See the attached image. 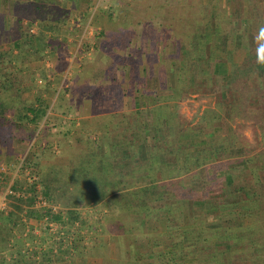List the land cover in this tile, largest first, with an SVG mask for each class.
Here are the masks:
<instances>
[{"label":"rangeland","instance_id":"rangeland-1","mask_svg":"<svg viewBox=\"0 0 264 264\" xmlns=\"http://www.w3.org/2000/svg\"><path fill=\"white\" fill-rule=\"evenodd\" d=\"M179 1L48 0L46 2V8L49 10L48 15H52L59 8L63 11L66 23L60 24L56 33H53L44 28L47 13H43L40 17L37 16L38 19L35 18L36 15L31 17V13L29 18L23 19L22 26L24 28L18 33L16 11H20V9L14 8L12 0H0V18H3L5 22L3 23L4 29L13 28L12 36L0 35V53L10 54L12 60L10 63L4 61L8 65V69H6L17 72V75L19 73L26 74L21 84L24 87L28 86L29 81L26 80L30 74H33L34 84L31 86L33 97H30L27 92L24 97L30 98L31 101L37 97L48 105L46 116L39 120L35 127L25 123L21 128H18L16 120L12 125L7 123L0 127V224L7 228L4 232L10 234L9 227H7L8 222L17 220L18 227L13 240L18 239L17 248L22 251L19 255H24L25 260L31 259L35 255L39 258L42 253H45L48 258L51 257L49 264H134L133 249L147 248L149 245L146 235L150 233L152 235L153 232H149L145 219L127 212L126 216L121 219L124 220L118 222L119 205L114 209L117 212L113 210L112 212L110 208L105 207L103 200L89 199V194L85 193V189L75 193L72 186L69 190H73L74 193H70L67 198L68 195H62L57 190L55 191V186H62L67 172L71 171L75 164H79V155L89 151V148L90 150L95 149L96 146V143H92V137H88V133H93L90 128L87 132H79L81 130L78 128H84L74 126L75 121L79 118L77 116L79 113L77 114L75 111L81 103L79 96L85 95V93L92 94V103L94 102L96 105L92 106V111L97 114L115 111L114 102L119 105L118 90L115 87H97L95 90L97 89L99 94L95 96L96 91L91 93L94 89L88 85L91 73L94 71V64L97 62L104 74V79L102 78L100 81L110 80L112 74L123 77V74L120 73L122 68L125 72L129 70V78H140L141 67L144 64L147 79L151 77L154 66L160 67L159 75H162L164 65L162 67L157 65L158 57L160 56V59L168 52L169 59L172 58L171 54H175L178 58L182 53L177 52L172 37L163 41L162 48L158 46L159 44L154 41V38H151V35L157 32V26L161 21L155 19L149 23L148 13H151L153 18L154 16L158 18L161 14L156 10L159 9L160 2L174 8ZM259 1H262L260 7L264 14V0ZM180 4H186L187 7L193 5L194 10L197 9L198 13L195 17L197 23L200 24L199 28L205 26L206 19L212 22L211 19L217 13L220 14L224 8H228L233 15L225 17V23L221 24L228 25L229 29H233V25L237 24L238 19L243 20L244 15L257 14L259 7L258 0H190V2L182 1ZM152 5L155 7L151 10L150 6ZM31 8L34 9L32 6ZM31 21L33 24L29 28V34L36 37L28 40L31 46L29 49L25 45L21 47L22 51L29 50V54L22 53L20 55L11 42L14 40V35L16 39L24 40L25 36L27 39L29 38V34H25V31H28L27 27ZM38 32L41 33L38 34ZM55 36L58 41L46 47L45 44ZM142 60H144V64ZM132 61H136V63ZM245 64L247 65V62ZM252 67L254 66H250L249 63L248 73ZM181 68L178 69L180 74L177 78H180L182 82L184 79L189 80L190 71L187 63H181ZM103 69L105 70L103 71ZM175 75L176 72L174 75L173 72L169 73L168 79L171 83L175 82ZM210 77L211 75L207 74L204 84H207ZM166 78L167 76L162 77V80H166ZM237 86L240 85L237 84ZM192 89L189 81H186V84L183 82L178 85L181 96H184L178 114L185 122H190L187 120H190L191 117H199L201 107L205 105L201 101L206 96L212 97L211 103L214 104V107L216 102L222 106L226 104V99L225 96L221 97L218 92L227 90L230 96L229 102L232 103L228 84L214 90L211 88L210 90L213 91H209L210 93H207L208 90L204 94L199 93L200 95L194 99L191 97L196 94L191 93ZM107 90H109V94H104V91ZM89 96L86 95L87 98ZM190 99L194 101H190ZM107 101L110 102L109 106ZM225 106L226 111L230 112L231 104ZM243 108L245 107H242L241 111L243 124L236 126L237 133L241 134L240 137L243 140V157L260 156L264 158V120L259 118V115H247L243 112ZM234 112L235 110H233ZM10 117L11 114H8L7 118L10 119ZM100 121L99 125L101 126L102 120H98V123ZM94 126L97 127V124ZM108 130L117 141L120 131L112 130V128ZM26 160L33 163L38 161L41 173L49 172L53 167L58 169L56 178L59 182L58 184L53 182L55 186L51 187L50 199L45 198L41 191H38L35 197L30 192H24V189L33 182H36L37 190L40 188L37 183L38 175L33 176L32 168L21 169L22 163ZM91 171L93 172V170ZM93 173L91 182H94L93 178L97 175H95V171ZM123 177L131 178L129 175ZM15 183H17V188H21L16 194L12 192L11 188ZM88 193L90 192L88 191ZM257 196L264 202V177L257 188ZM30 197L34 198V202L29 207L27 202ZM237 206L242 207L243 205ZM46 210L61 215L64 223L57 221L48 223L46 218L40 220L34 216H41ZM69 210H74L78 219L70 221ZM242 212L245 213V210ZM31 214L33 217L30 216ZM256 214H258L255 222L256 228L262 231H257V233L260 239L264 240V206ZM187 220V218L183 219L185 223ZM253 221L254 218L244 219V224L248 225ZM21 224L25 225L24 231L21 229ZM262 250L264 247L256 248L258 254H255V257L257 256L258 260L264 258ZM14 251L15 249L11 250V252ZM194 262L195 259L189 261V263Z\"/></svg>","mask_w":264,"mask_h":264},{"label":"trees","instance_id":"trees-1","mask_svg":"<svg viewBox=\"0 0 264 264\" xmlns=\"http://www.w3.org/2000/svg\"><path fill=\"white\" fill-rule=\"evenodd\" d=\"M12 1L14 8L20 9V11H16L18 33L24 28L22 26L23 19L29 18L31 13V17L36 15V19L43 13H47V18L44 20V28L53 33H56L60 24L64 25L66 23L63 11L59 8L52 15H48L49 10L46 8L48 0ZM182 1L190 2V0H180L174 8L160 2L162 6L160 5L159 9L156 10L161 14H159L158 18H155L156 16L154 15L153 18L151 13H148L147 20H149V23L155 19H160L161 21L157 26V32L153 33L151 38H154V41L162 48L164 45L163 41L172 37L173 45L177 52L180 51L183 54L182 56H184L183 62L194 59L196 62L207 65L216 56H224L216 52L218 51L217 35L221 33V26L227 27V31L232 33L234 29H229L228 25H222L221 23H225L224 18L227 16L232 17L233 13L228 8H224L220 14L217 13L211 19L212 22L206 19V22H204L205 26L203 24L204 28H199L200 24L197 23L195 17L198 13L197 9L194 10L193 5L187 7L186 4H180ZM153 7L155 5L150 6V9L152 10ZM191 16L192 18L190 19ZM150 17L151 19H149ZM3 23H5L3 18H0V35L12 36L13 28L4 29ZM32 24L33 21L27 27L28 31H25V34H29V28ZM40 33L38 32V34ZM35 37L29 34L28 39L25 36V39L21 40L16 39L14 35V40L11 43L18 51L17 53L20 55L25 53L27 55L29 50L22 51L21 47L25 45L29 49L31 46L28 40L30 41ZM50 40L49 43L45 44L46 47L56 43L58 38L55 36ZM127 42L129 41L127 40ZM257 46L253 45L255 50ZM207 51H209L208 54ZM171 56L175 57L176 55L171 54ZM227 56H229L228 53ZM10 57V54L0 53V127L7 123L12 125L15 120L18 128H21L25 123L32 124L35 127L37 122L46 116L48 105L37 97L32 101L30 98L24 97L25 92L30 97H33L31 86L34 84V76L30 74L27 78L26 81H29L27 87L21 86L26 74L19 73L17 75V72L7 70L8 65L4 61L6 63L12 62ZM229 62L232 64L233 61L230 59ZM248 69L243 66L241 71H239V68L232 67L230 69V78L226 79V84L229 85L232 96L237 93L240 97L241 105L245 107L243 111L252 104L250 100L256 102L258 100V104L261 105L258 106V117L263 120L264 91L261 86L259 87L258 82L257 86H250L249 73L251 71L248 73ZM263 73L264 67L258 65V77H261ZM237 84L240 86H237ZM113 105L117 108L118 103L114 102ZM8 114H11L10 119L7 118ZM116 118V115L102 118L104 129L101 135L102 139L107 140L108 129H118L119 124L116 122ZM109 140L112 142L108 144L95 142L94 140V144L98 143L96 150L79 155V164H75L71 171L67 172L65 181L62 186L58 187L53 183L56 182L58 184L59 182L56 178V172H59L58 169L53 167L49 172L41 173L39 172L40 163L38 161L34 163L30 160L24 161L21 169L32 168L33 176L36 177L38 175L37 183L40 185L39 190H37V184L33 182L24 189V192H30L35 197L38 191H41L45 198L50 199L51 187L55 186V191L57 190L62 195H68V198L70 193H74L73 190H69L73 186L72 189H75V193L85 189V193L89 194V199L103 200L105 207L110 208V211L117 212L114 209L115 206L119 205L118 222L124 220L121 219L126 216L127 212L130 215L145 219L150 225L149 227H151L149 232H153L155 235H150L151 233L146 235L149 240L147 248L137 247L133 249L134 264H264V258H259L258 260L257 256L255 257V254H258L256 248L264 247V240L260 239L257 233V231H262L256 228L255 224L256 218H258L256 213L264 206V202L258 199L257 196V188L261 184L258 181L259 178L253 177L255 186L250 191L244 190L243 186L233 185L231 181H228L229 183L226 185L218 181H211L205 187L201 186L198 189H192L189 186L181 187L178 181L165 182L162 180V182L158 183L152 177H149L150 181L144 187L136 188L129 183L127 185L129 188H126L125 184L122 183L123 180H120L124 174H131L133 172L132 169L144 166L143 161L145 159L157 156L152 155L151 152L149 153L151 157L145 156L148 152L145 149L140 151L143 147L134 145L132 139L129 140L128 144H126L127 141L125 142L124 138L114 142L112 137L109 136ZM130 145L134 147L132 151L126 148V146L129 147ZM212 156L217 159L218 154ZM152 167L153 165L151 164L149 169ZM91 170L96 172L95 175L97 174L93 178L94 182H91L94 174ZM11 188L14 194L21 190V188H17V183ZM123 192L126 193L125 196L122 194ZM96 193L99 194H97V197ZM33 200V197L28 198L27 206L30 207L34 202ZM180 202L187 203L188 206L192 207L193 216L186 223L181 216ZM239 204H244L240 209L245 210V213L239 210V213L230 212L228 214L232 216L231 218L237 219V224L227 222L224 225L218 221L217 215L220 208L234 207ZM73 211L69 210L68 212L70 221L78 219L76 212ZM30 216L33 217V214ZM34 216L40 220L46 218L48 223L51 221L64 223L61 215L53 214L51 210H46L41 216ZM249 218H254V221L248 225L244 224V219L247 220ZM160 225H165L163 231H159ZM262 252L264 253V250ZM192 259H195V262L189 263Z\"/></svg>","mask_w":264,"mask_h":264},{"label":"crops","instance_id":"crops-1","mask_svg":"<svg viewBox=\"0 0 264 264\" xmlns=\"http://www.w3.org/2000/svg\"><path fill=\"white\" fill-rule=\"evenodd\" d=\"M258 2L257 14L244 15L243 20L241 18L238 19L237 24L233 25L234 30L232 33L227 31V27L221 26V33L217 35L218 51L216 52L224 56H216L207 65L196 62L194 59L186 61L190 77L189 80H183V82L186 84V81H189L190 86L193 88L191 93L196 95L191 98L198 97L199 93L204 94L206 90H208L207 93H210L215 88L225 87L227 85L226 79L230 78V69L235 67L241 71L246 62V69L249 63L250 66H254L249 70L251 71L249 73L250 86L254 87L258 82L259 87L261 86L264 91V73L261 77H258V64L256 63L255 48L253 47V45H258L255 40L258 34V27L264 25V14L260 7L262 1L258 0ZM167 53L163 55L164 57L159 59V56L157 59V65L161 67L164 65L162 75H159L160 67L154 66L151 77H148V79L146 77L147 71L144 70V60H142L144 65L141 67L140 78H129V70L125 72L124 68H122L120 73L123 74V77L112 74L108 81H100L102 78L104 79V74L96 62L88 85L94 89L91 93L96 91L95 96H97L99 92L95 88L115 87L118 90L119 105L115 111L111 110L112 112L93 113L92 106L95 104L91 100L92 94H81L79 96L81 103L75 109L76 113H79L78 115L76 114L79 118L75 121L74 126L84 128H78V130H81L79 132H87V130L91 129L93 133H88V137H92L93 142L95 140V142L108 144L112 142L109 140L111 134L108 131L109 135L106 137L108 141L102 139L101 135L104 129L103 125H99L101 121L98 123V120L116 115V122L119 124L117 130L120 131L117 141L124 138L125 142L127 141L126 144H128L129 140L132 139L134 145L143 147L140 151L145 149L148 152L145 156L151 157L150 152L152 155L157 156L145 159L143 161L144 166L132 169L133 172L129 174V176L131 175L130 179L128 177L122 178V183L125 184L126 188H129L127 186L129 183L136 188L144 187L150 181L149 177H152L158 183L162 182V180L165 182L178 181L181 187L189 186L192 189H198L201 186L205 187L211 181H218L223 185L231 181L233 185L243 186L246 191L252 190L255 186L253 177L259 178V182H262L264 177V158L260 156L255 158L251 156L243 157V140L236 129L237 125L243 124L240 97L237 93H234L231 99L232 103H230V96L227 90L218 92L221 97L225 96L228 106L231 104V107H229L231 111L229 112L226 111V104L220 106L219 102H216L214 107V104L211 103L212 97L206 96V98H202L201 102L205 103V105H202L199 117H191L189 118L190 120H187L190 122H185L178 114L184 96L182 97L178 90V85L183 82L180 78H177V76L179 77V70L182 69L181 63H183L184 56L180 54L178 58L175 56L169 59ZM208 53L209 51H207ZM227 53L229 56H227ZM229 57L233 61L232 64L229 62ZM132 62L136 63V61ZM171 72H173V75L176 72L174 83H171L170 79H168ZM207 74L211 75V77L207 80V84H204ZM165 76H167L166 80H162V77ZM211 88L213 90H210ZM108 91H104V94H109ZM87 94L90 95L88 98L86 97ZM190 101L194 100L190 99ZM250 101L252 104L247 106L248 108L243 112L247 113V115L258 116V106H261L258 105L259 101ZM233 110L239 114L236 115ZM262 117L264 118V116ZM214 122L216 123L214 124ZM95 124H97V127L94 126ZM111 137L114 142H117L115 141V136ZM126 148L130 151L134 149L131 145L129 147L126 146ZM91 150L89 148L87 152ZM214 154H218L217 159L212 156ZM151 164L153 165L152 171L149 169ZM126 175L124 174V176ZM122 194L125 196V192ZM241 205L244 206V204ZM191 208L187 203L180 202L179 209L183 219L186 220L187 218L189 220L192 218ZM239 210L242 209L238 206L220 208L217 215L218 221L224 225L227 222L237 224V219L231 218L232 216L228 214L230 212L239 213ZM0 225L2 229L0 231V264H49L51 257L48 258L45 253H42L39 258L33 253L35 257L28 260H25L24 255H19L22 251L17 248L18 239L16 238V241L13 240L16 237L14 235H16L18 227L16 219L13 222L12 220L8 222L7 227H9L10 234L4 232L7 228L3 224ZM24 228L25 225L21 224L22 231L25 230ZM164 228L165 225L159 226L160 231L164 230ZM150 229L151 227H149ZM12 249H15V251L11 252Z\"/></svg>","mask_w":264,"mask_h":264},{"label":"clouds","instance_id":"clouds-1","mask_svg":"<svg viewBox=\"0 0 264 264\" xmlns=\"http://www.w3.org/2000/svg\"><path fill=\"white\" fill-rule=\"evenodd\" d=\"M258 34L255 37V40L258 44L255 54H256V63L259 66L264 67V25L258 27Z\"/></svg>","mask_w":264,"mask_h":264}]
</instances>
